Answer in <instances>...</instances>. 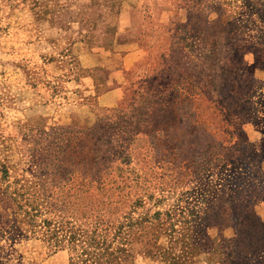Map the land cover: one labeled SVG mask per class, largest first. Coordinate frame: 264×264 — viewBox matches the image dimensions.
Returning <instances> with one entry per match:
<instances>
[{
  "label": "rangeland",
  "instance_id": "374dc122",
  "mask_svg": "<svg viewBox=\"0 0 264 264\" xmlns=\"http://www.w3.org/2000/svg\"><path fill=\"white\" fill-rule=\"evenodd\" d=\"M0 264H264V0H0Z\"/></svg>",
  "mask_w": 264,
  "mask_h": 264
}]
</instances>
